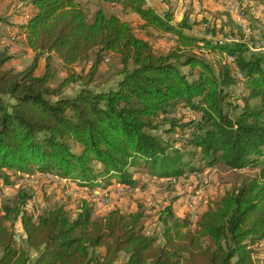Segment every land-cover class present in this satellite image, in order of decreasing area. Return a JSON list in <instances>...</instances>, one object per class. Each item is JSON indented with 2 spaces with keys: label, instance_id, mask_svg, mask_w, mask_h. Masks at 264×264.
Returning a JSON list of instances; mask_svg holds the SVG:
<instances>
[{
  "label": "trees",
  "instance_id": "trees-1",
  "mask_svg": "<svg viewBox=\"0 0 264 264\" xmlns=\"http://www.w3.org/2000/svg\"><path fill=\"white\" fill-rule=\"evenodd\" d=\"M26 1L36 10L21 27L32 63L8 68L14 56L0 51L1 189H19L17 177L40 174L100 192L117 184L144 189L139 174L172 184L226 170L237 181L198 212L190 209L192 193L167 206L97 209L89 196L72 201L62 192V203L56 195L49 204L36 197L37 220L27 208L34 194L23 186L0 206V264H257L264 247V52L251 51L242 27L226 32L189 14L175 24L174 13L160 14L146 0H92L136 15L141 36L105 8L89 18L83 0ZM200 23L202 37L192 34ZM167 35L174 43L166 52L149 41ZM208 36L240 41L215 44ZM53 56L66 72L57 84ZM113 56L116 86L98 89ZM238 82L247 92L242 107L230 101ZM181 107L191 113L178 116ZM185 196L180 215L176 203ZM154 209L160 234L147 227L145 214Z\"/></svg>",
  "mask_w": 264,
  "mask_h": 264
},
{
  "label": "rangeland",
  "instance_id": "rangeland-1",
  "mask_svg": "<svg viewBox=\"0 0 264 264\" xmlns=\"http://www.w3.org/2000/svg\"><path fill=\"white\" fill-rule=\"evenodd\" d=\"M12 1L13 0H8L7 3L10 5V2L12 3ZM14 1L18 4V5L16 4L15 7L19 8V6H21L19 5V1L18 0H14ZM81 4L83 8L86 10L89 18H91V16L94 14V12L97 9L102 7V8H105L107 13L110 15L116 14L122 19H127L131 21L135 27V30L137 31V34L142 35V33H140L141 31L138 29V21L132 18L130 14L123 12L121 7L112 5L110 3L100 4L92 0L90 1L83 0ZM2 9L7 10L9 8L5 7ZM4 13H0V15L2 16L3 14L5 16L6 14ZM263 23L264 21L261 20V23L259 24H261L262 26H259L258 24H254V23L249 24L250 30L253 32L254 36L259 37V38L261 36L264 37V34H262L264 32ZM6 36L7 38L4 43L5 45H3V43H1L2 41L0 40V46L3 45V47H0V51H4L5 48L7 47V44L9 43L10 35L9 36L6 35ZM207 38L213 41L215 44L219 43L218 41L222 39L221 37L215 38L212 36H208ZM231 38H234L240 41V39H238L237 37H231V36L226 37V39H231ZM245 39L246 38L244 37L243 41L247 43V45L251 48V51L255 52V45H253L252 41L246 42ZM149 41L150 43H152L155 49L159 52H166L170 50L172 43H174V39H172V37L168 35L167 37L166 36L165 37L164 36L163 37H160V36L149 37ZM254 43L256 44L257 41L255 40ZM16 44L21 47L20 48L21 51H24L22 50L24 49L23 43L17 42ZM20 58L22 59L20 62H17V64L15 62H11L10 64L7 65V67L14 68L15 70L19 71V70H23L24 68L28 67L33 61V57L29 55L23 58L22 57ZM53 59H54L53 65L60 70L58 73V76H59L60 73H62L63 71L62 67L60 66V63L58 62L56 58H53ZM226 59L229 63H234V60H235V58L231 57L230 55H227ZM109 60H110V57H106V61H109ZM211 61H213L212 58H211ZM117 66H118V59L114 56L112 57L110 62L108 63L105 62L102 65L101 70H100L101 76L97 77L96 87L98 89L108 90L111 87L116 86V81L118 78L117 77L118 75H115L118 69ZM187 70L188 69H185V71ZM238 77L241 78L240 75H238ZM62 78L63 77H59L57 80L53 81V84H57ZM75 92H76V88L74 92L73 90H69L68 94L70 95ZM231 93H232V99H230V101L242 107L244 104L242 102V97L245 95V93H247L245 85L238 82L234 86V88H232ZM189 113H191V111L187 110L186 108L181 107L178 110V116H182V115L188 116ZM194 116L199 117V113L194 114ZM73 148L76 151L78 147L74 145ZM246 172L249 174L252 173L251 170H246ZM40 175L61 179L58 182V187L60 188V191L56 190L57 185H55L54 183L44 182L43 179L38 177ZM40 175L38 176L36 175L34 177L25 178V179L19 176L16 179L17 183L21 185L20 188H23V186L27 187L26 189L27 190L29 189L34 194V199H31L27 208H28V211H31L34 214L35 220L38 219L39 214L42 212V207L38 205L37 198L38 197L41 198L42 196H44L45 202L49 204L50 203L49 199L53 197V195H56L57 197L56 200H59L58 202L62 203V202H65V199L61 195L62 192L64 193L63 195L70 197L72 201H74L76 198L83 199L89 196L92 199V201L95 202L97 209H110L113 207L114 203H117L119 204V207H124V208H126L128 205H131V203L137 204L138 206H141V207H143L146 203L147 204L150 203L151 205L156 204L160 206H167L169 204L168 203L169 201H171L172 199H175L174 198L175 195L178 196V195H185V193L187 194L192 193L193 195L192 199L195 200V202L197 203L195 205V202L192 200L190 209L193 210L194 212H198L200 210H203L206 207V205H208V203L211 201L210 199L216 198L215 200H219L225 192H228L233 187L234 185L233 183L237 181V178L235 177V175L230 174L226 170L219 171V172H211L208 175L199 176L198 178L192 177V178H189L188 180L181 179L177 181V183L173 182L172 184L170 182H167L161 179H154L149 176L139 174L137 175V177L141 178V181L147 182V185L143 187L144 189H141L135 192H128V191L122 192V190H119L117 187H125V188H131V189L133 188L128 185L124 186L122 184H117L115 185L116 187L110 188V192H107L106 198L100 199V197L90 195L89 192L84 191V190H89V189L87 188L80 189L76 187L73 184V182L68 181L67 179H62L53 174H40ZM146 179L148 181H146ZM174 184L176 185V187L174 186ZM71 186H74L76 189L74 188L72 190ZM20 188L17 189L15 186L10 187V188H5V187H2V189L0 188V206L3 203H6L7 199H10L11 202H14L17 198V193L20 190ZM219 188L220 189L224 188L223 190L224 192L222 194L220 193V195L217 192ZM169 191L170 192L177 191V194H170L168 193ZM96 192H100V191H96ZM187 201L189 202V199L185 196L183 198V201L176 203V205L177 207H180L181 210L182 209L186 210L188 206ZM181 202H183V204ZM71 209H72L71 206H68V210H71ZM74 211L72 212V214H74ZM100 212H105V210H102ZM145 217L146 219H148L147 227L149 231L160 234L159 232L162 229V225L159 223L160 210L159 209L151 210L149 211V214L147 213L145 214ZM17 236H20V227L17 229ZM16 239L18 240V237ZM256 263L264 264V247H262L256 255Z\"/></svg>",
  "mask_w": 264,
  "mask_h": 264
},
{
  "label": "crops",
  "instance_id": "crops-1",
  "mask_svg": "<svg viewBox=\"0 0 264 264\" xmlns=\"http://www.w3.org/2000/svg\"><path fill=\"white\" fill-rule=\"evenodd\" d=\"M7 1L8 0H0V13L5 12L4 14H6L5 16L3 14L2 16L0 15V17H2L3 19H7V22H0L1 43L5 45L4 43L7 38L6 35H10L9 43L7 44V47L5 49H8L9 52L14 56V59L11 62H15L17 64V62H20L22 60L20 57L23 58L28 55L32 56L34 59L35 54L32 50L27 48L26 35L21 31V27L25 26L28 23L29 19L36 12V10L33 5L26 0H18L19 5H21L19 6V8L15 7L17 3L14 0L12 1V3L10 2V5L7 3ZM231 1L233 0H146V3L148 6L156 9V11L160 14L165 11L174 13L175 24L181 22L185 15L189 14L192 21L202 22L203 20H207L210 25H213L216 28H224L226 32H234L237 30H240L242 32V29H240L241 20L237 12L229 8V4ZM246 5L247 9L249 10L247 16L249 22L251 24L254 23L262 26L259 23H261V20L264 21V0H249ZM5 7L9 9H2ZM130 15L132 16V18L138 21V24L141 23V20L136 15ZM202 31L203 29L200 23L192 31V34L198 37H202ZM17 42L23 43L24 49L22 50L24 51H21V47L16 44ZM3 45L0 47H3ZM46 58L47 57L45 56L40 61V73L45 67ZM53 58L57 59V57L55 56H53ZM58 62L60 63V60H58ZM62 70V73H60L59 75L60 77H64V73H66L64 72L65 69H63V67ZM76 89H78V86L76 87ZM179 210H181V208ZM182 211L183 209L180 211V215L182 214Z\"/></svg>",
  "mask_w": 264,
  "mask_h": 264
},
{
  "label": "built area",
  "instance_id": "built-area-1",
  "mask_svg": "<svg viewBox=\"0 0 264 264\" xmlns=\"http://www.w3.org/2000/svg\"><path fill=\"white\" fill-rule=\"evenodd\" d=\"M249 0H233L230 2L229 4V8L236 11L240 20H241V27L244 31L245 34V38H249L250 41H252L253 45H255V52H264V41L261 39V37H256L253 35V32L250 30V25L246 22L247 19V15H246V11L245 9L247 8L246 3H248ZM205 29V27L203 28V30ZM222 39H226V38H222ZM253 40L257 41V43L255 44L253 42ZM41 179H43L44 182L47 183H54L55 185L58 186V182L61 180L59 178H52V177H48V176H44V175H40L38 176ZM72 190L75 188L74 186H71ZM116 187V186H114ZM119 190H122V192L124 191H128V192H135L138 191V189H131V188H125V187H117ZM76 189V188H75ZM85 192H89L90 195L96 196V197H100V199L106 198L107 197V192H110V189L108 191H104V192H96V191H90L89 190H84ZM103 194V195H102ZM32 199H34V196L32 197ZM195 202V200H193ZM196 205V202H195ZM20 227L19 223L17 222L15 225V232H16V237H18V240L20 238V236H17V229Z\"/></svg>",
  "mask_w": 264,
  "mask_h": 264
},
{
  "label": "bare ground",
  "instance_id": "bare-ground-1",
  "mask_svg": "<svg viewBox=\"0 0 264 264\" xmlns=\"http://www.w3.org/2000/svg\"><path fill=\"white\" fill-rule=\"evenodd\" d=\"M213 40H214V39H213ZM234 40L238 42V40H236V39H234ZM215 41H216V40H215ZM245 41H246V42H249L250 39H249V38H246ZM230 59H231V58H230ZM228 60H229V59H228ZM124 186H125V185H124Z\"/></svg>",
  "mask_w": 264,
  "mask_h": 264
}]
</instances>
